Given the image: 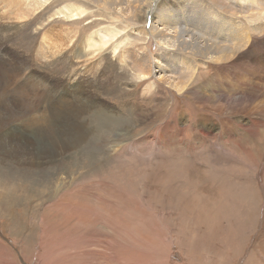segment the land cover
<instances>
[{"label":"rangeland","instance_id":"374dc122","mask_svg":"<svg viewBox=\"0 0 264 264\" xmlns=\"http://www.w3.org/2000/svg\"><path fill=\"white\" fill-rule=\"evenodd\" d=\"M133 1L142 11L141 0H111L109 10L82 3L94 17L75 25L52 17L70 0L31 15L30 0H0V56L11 65L0 71V138L47 129L51 94L88 133L49 162L19 161L0 146V264H264V59L246 61L244 80L259 87L246 83L241 96L189 98L163 82L144 94L148 82H132L143 42L130 32H150L153 18L131 21ZM80 26L82 39L108 27L124 29L116 40L135 35L126 47L134 56L127 68L93 54L101 68L87 76L108 87L98 80L70 95L79 53L70 39ZM248 37L253 53L264 51V31ZM55 38L63 54L50 49ZM148 47L153 59L158 47ZM209 71L200 85L209 77L237 85L238 69ZM99 114L117 123L101 128Z\"/></svg>","mask_w":264,"mask_h":264},{"label":"bare ground","instance_id":"6f19581e","mask_svg":"<svg viewBox=\"0 0 264 264\" xmlns=\"http://www.w3.org/2000/svg\"><path fill=\"white\" fill-rule=\"evenodd\" d=\"M30 1H32V6L29 9V15H31V13L35 14L37 11L45 8V6H49L50 3L56 0ZM70 1V4L64 6L63 9H58L59 11H56L52 17H59V19H63L65 23L81 25L82 19L86 18L87 20V17L91 16H87L88 10L83 7L82 3L87 2L88 4L92 0L89 2L88 0ZM95 1L96 0H94L95 5H97L96 2H99L105 9L108 8L109 10L108 6L111 5V0H100L101 2ZM158 2L159 0H141L140 3L143 5L142 11L137 9V1H133L131 8L129 7L131 21L137 22L140 20V17L141 20L144 17V20L147 21V17L150 16L154 19L150 20L151 26L148 25L151 27L149 30L150 32L143 31L140 33V31L136 30L130 32L139 35L140 38H138V42H143L142 46L136 49L137 52L135 53V57L139 60L137 62L135 60L137 70L134 69L136 72H132V74L134 73L132 82H148L143 92L144 94H153L158 90L157 83L160 84L163 82L173 90H176L178 94L189 98L202 97L203 95H205V98H210L211 96L215 98H233L242 95L246 83L252 86L257 84L247 82V80L245 82L244 70L245 66L248 68V63L246 61L249 57L260 59V61L264 59V51L261 50V52L253 53L254 51L252 48L254 44L250 48L247 47L249 33L251 37H253L254 34L260 37L261 32L264 31V0H171V2L163 0L160 2L161 4L159 3L157 6ZM94 3L92 1L90 4ZM19 8H22V5L19 6ZM176 8L181 10V14H178ZM93 17L92 15L91 18ZM66 30L69 29L67 28ZM83 32L84 28L80 26V30L76 31L74 36L70 39L71 44L77 41L75 44L79 50L78 55L74 56V60L72 59L73 61L70 64L71 72L66 82L67 86L65 91L66 94L70 93V95L73 90L79 91L81 85H87L88 88H91V86H94V83H97L99 80L98 77H95L96 79L93 81L91 76H87L89 67H91L92 64H94L93 66L98 70L101 68L100 64L90 61V57L93 54L100 55L101 60L106 59V55L109 54L113 59L115 58L117 61L123 63L127 68L130 66V63L133 62L131 58L134 56V52H128L127 57L126 47L132 43V39H135V35H133V37L128 35L123 40H116L119 37L122 39L121 35H123L124 29L120 30L116 27L110 29L108 27L99 30L98 33H93V36L90 35L82 39L81 36ZM151 40H153L158 47L157 56L153 59L150 57L151 51L148 47V43ZM62 42V38L61 41L60 38H55L54 43L49 45L50 49L53 52L59 53L60 51V53H62V51L66 49L63 48L64 43L62 44ZM71 50H73V48ZM140 54L142 55L141 58H139ZM177 56L182 57H179L172 63L173 61L171 59ZM228 65H230L231 68L239 70V78H236L238 79L237 85H230L225 81V78L223 80L220 78L211 79L209 77L210 75L206 80V84H199L201 81L200 73L202 75L208 74L207 71L211 68L220 73H227L228 68H230ZM10 66L11 65L0 56V71L1 68L5 69ZM257 85L259 87V84ZM96 87L99 90H105L108 85L106 86V84H103L102 80H99ZM261 92L263 91L260 89L258 94L261 95ZM212 93L214 95H212ZM87 94L91 95L89 93ZM53 96V94L49 95L47 100L48 105L45 108H50L48 110L51 122L50 126H48L47 129H37L35 131L37 134H35L34 137L21 134V132L17 130L5 132L7 134L0 138V146L3 151L6 150L7 152L15 153L13 158L19 161L30 163H35L34 161L49 162L59 157L57 150L61 149L65 151L71 150L72 148L76 149L81 143L84 144L86 142V137L88 135L87 131L83 130L84 127L81 125H76L65 113L61 112L64 111L61 109V105L59 107L52 106ZM238 98L241 99L242 97ZM54 99L56 103L60 102L55 96ZM29 111L30 110L26 109V112ZM104 115H98L100 118L98 125L101 128L106 122L111 125L117 123L114 119ZM24 116L28 118L31 117L26 116V114L21 117ZM238 127L244 128V125H239ZM209 135L210 132H207V137Z\"/></svg>","mask_w":264,"mask_h":264},{"label":"water","instance_id":"95a60500","mask_svg":"<svg viewBox=\"0 0 264 264\" xmlns=\"http://www.w3.org/2000/svg\"><path fill=\"white\" fill-rule=\"evenodd\" d=\"M150 26H151V23H150Z\"/></svg>","mask_w":264,"mask_h":264}]
</instances>
